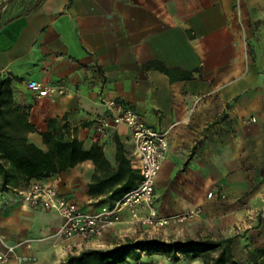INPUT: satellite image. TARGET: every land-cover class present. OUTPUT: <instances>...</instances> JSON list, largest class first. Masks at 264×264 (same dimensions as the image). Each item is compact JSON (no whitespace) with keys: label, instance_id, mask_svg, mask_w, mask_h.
Instances as JSON below:
<instances>
[{"label":"crops","instance_id":"1","mask_svg":"<svg viewBox=\"0 0 264 264\" xmlns=\"http://www.w3.org/2000/svg\"><path fill=\"white\" fill-rule=\"evenodd\" d=\"M0 74L11 78L14 103L35 128L29 139L41 148L44 132L76 137L115 168L120 145L138 170L126 125H110L104 137L96 130L108 99L166 132L154 207L161 216L199 212L168 227L188 237L164 240L233 238L236 260L264 264V0H0ZM29 80L49 95L37 97ZM94 168L84 160L41 178L95 211L118 199L89 194ZM35 179L0 190L7 264H60L162 229L149 231L123 210L99 238H57L60 216L18 193Z\"/></svg>","mask_w":264,"mask_h":264},{"label":"trees","instance_id":"2","mask_svg":"<svg viewBox=\"0 0 264 264\" xmlns=\"http://www.w3.org/2000/svg\"><path fill=\"white\" fill-rule=\"evenodd\" d=\"M35 128L14 103L11 78L0 74V190L16 188L23 180L48 177L65 172L84 160H91L94 173L88 184L91 195L106 194L109 201L121 198L135 189L141 179L120 145L116 167L112 168L102 149L92 145L85 150L76 137L56 138L41 133V148L29 139ZM233 238H200L164 240L159 237L126 238L111 248H89L69 255L60 264H121L138 260L140 254H163L177 261L180 255L203 257L204 264H241L235 259Z\"/></svg>","mask_w":264,"mask_h":264},{"label":"built area","instance_id":"3","mask_svg":"<svg viewBox=\"0 0 264 264\" xmlns=\"http://www.w3.org/2000/svg\"><path fill=\"white\" fill-rule=\"evenodd\" d=\"M26 87L37 97L48 96L50 93L48 86L36 80L27 81ZM59 92L62 93V90ZM103 103L108 115L97 120L96 130L104 137L110 125L124 124L129 128L134 141L133 154L138 161L141 176L137 187L125 193L113 205H101L95 211H89L40 177L18 191L21 200L30 208L56 212L61 218V225L54 236L64 239L80 238L87 241L99 238L123 210L129 211L136 223L152 229L194 217L198 210L161 216L154 207L156 180L168 149L167 133L148 126L132 108L122 102L108 99ZM143 205L147 206L145 216L139 213ZM11 249L8 248L9 251ZM7 262L6 254L0 252V264Z\"/></svg>","mask_w":264,"mask_h":264},{"label":"rangeland","instance_id":"4","mask_svg":"<svg viewBox=\"0 0 264 264\" xmlns=\"http://www.w3.org/2000/svg\"><path fill=\"white\" fill-rule=\"evenodd\" d=\"M191 219L192 218H189V219L181 221V222H178V221H174V222L184 223V222L189 221ZM169 225L160 229V230H157V231H151V228H150V230L148 229L151 232H148V231L141 232L140 231L134 235H131V237H141V238L142 237H160L163 239H170V238H185V237L189 236V234H185V232L180 233V234L173 233V231L170 228H168ZM192 235L195 237L204 236V235L198 234V233L192 234ZM113 244H115V242ZM121 264H204V262H203L202 256L193 257V256L180 255L179 259L177 261H172L166 255H163V254L146 255L144 253H141L140 258L138 260H136V261L135 260H128V261L123 262Z\"/></svg>","mask_w":264,"mask_h":264}]
</instances>
